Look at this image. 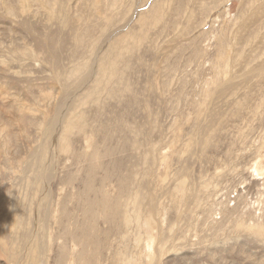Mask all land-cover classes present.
<instances>
[{"label": "rangeland", "instance_id": "1", "mask_svg": "<svg viewBox=\"0 0 264 264\" xmlns=\"http://www.w3.org/2000/svg\"><path fill=\"white\" fill-rule=\"evenodd\" d=\"M0 264H264V0H0Z\"/></svg>", "mask_w": 264, "mask_h": 264}]
</instances>
